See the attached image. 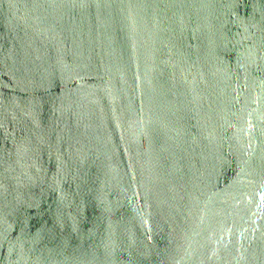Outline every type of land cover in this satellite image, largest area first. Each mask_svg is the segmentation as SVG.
Returning a JSON list of instances; mask_svg holds the SVG:
<instances>
[{
	"label": "water",
	"instance_id": "1",
	"mask_svg": "<svg viewBox=\"0 0 264 264\" xmlns=\"http://www.w3.org/2000/svg\"><path fill=\"white\" fill-rule=\"evenodd\" d=\"M0 264H264V0H0Z\"/></svg>",
	"mask_w": 264,
	"mask_h": 264
}]
</instances>
